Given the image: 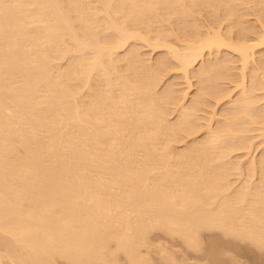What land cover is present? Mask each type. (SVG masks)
<instances>
[{"label":"bare ground","instance_id":"obj_1","mask_svg":"<svg viewBox=\"0 0 264 264\" xmlns=\"http://www.w3.org/2000/svg\"><path fill=\"white\" fill-rule=\"evenodd\" d=\"M160 238L264 254V0H0V264Z\"/></svg>","mask_w":264,"mask_h":264},{"label":"rangeland","instance_id":"obj_2","mask_svg":"<svg viewBox=\"0 0 264 264\" xmlns=\"http://www.w3.org/2000/svg\"><path fill=\"white\" fill-rule=\"evenodd\" d=\"M145 49V48H144ZM148 49H150V48H148ZM147 49V51H149ZM157 50H151V51H149V52H147L146 54H150V55H148L149 57H151L153 54H155V52H156ZM154 56V55H153ZM194 86V85H193ZM193 86L191 87V88H193ZM175 114V113H174ZM173 113H172V116L174 115ZM199 134V133H198ZM257 146H260L261 147V145H257ZM254 147H256V146H253L251 149H252V151L250 150V154H252L253 156H256V155H258L257 153H259L258 151H260L259 149H260V147H256V148H254ZM254 154H256V155H254ZM252 155H250V156H252ZM243 174L242 175H237V176H235V175H233V177H234V179L236 180L235 182L236 183H239L241 180H243V177H245V173H244V171L242 172ZM237 177V178H236ZM242 182V181H241ZM240 182V183H241ZM234 184V185H238V184ZM153 238H156V239H154V240H156V242L158 241L157 240V236H153ZM158 238H159V236H158ZM163 238V237H162ZM162 238H160L161 240H162V242H164L163 244L165 245V242H166V244L168 245H166L167 246V248L170 246V248H172V249H174L175 250V252L172 250V252H174L175 254V256L174 257H176V260L178 259H180L182 262H184V264H190V263H193L194 264V262L196 263L197 262V264H199V262H200V264H202V262L204 263V264H208L209 262H211L212 261V258H210V257H212V256H210V257H207V256H204L203 254H205L206 252H200L199 254L198 253H195V252H192V251H184V249H186L185 247L183 248V247H181V245L177 242V241H175L176 239H174L173 241L171 240V239H169V241L167 240V241H165V239H162ZM218 238H220V237H218ZM208 239H210V238H207L206 237V245L204 246V247H206L207 246V244L209 243V241H210V243H209V245L211 244V239L208 241ZM213 240H215V238L213 239ZM222 239H217L215 242L216 243H218V241H221ZM160 241V240H159ZM205 241H204V244H205ZM222 241H224V240H222ZM180 242V241H179ZM214 242V241H213ZM213 243V244H215L216 245V243ZM227 242V245H229V246H225V248H227L228 250H231V254H228V253H230V251H228L227 249H226V252H228L227 254H225V255H223V254H220V255H222L223 257H222V259H223V263H224V261L226 260V258L228 257V256H230L231 255V260L230 261H232V260H234V261H232L231 263L232 264H235L234 262H236V264H264V258H262V255H264V254H261L260 252L258 253L257 251H254L253 250V248H252V251L251 252H249V251H246V250H250V249H248L246 246H239L238 245V243L236 244L235 242V247H234V245H233V243H231L232 244V246L230 245V244H228L229 242L228 241H224V242H222V244L223 243H226ZM157 243H160L161 244V242H157ZM181 243V242H180ZM221 243V242H220ZM162 244V245H163ZM179 244V245H178ZM221 244V245H222ZM208 245V246H209ZM225 245V244H224ZM238 245V246H237ZM183 246V245H182ZM218 246H219V243H218ZM223 246V245H222ZM203 247V248H204ZM220 247V246H219ZM224 247V246H223ZM233 247V248H232ZM244 247L246 248V250L244 249ZM249 247V246H248ZM222 248V247H221ZM232 248V249H231ZM250 248V247H249ZM169 249V248H168ZM183 249V250H182ZM240 249H242V250H244V252L243 251H241ZM169 250H171V249H169ZM238 250V251H237ZM239 250H240V252H239ZM204 251V250H203ZM246 251V252H245ZM169 253H171V251L169 252ZM203 253V254H202ZM207 254V253H206ZM261 254V255H260ZM152 255V254H151ZM156 254L154 253V255L153 256H155ZM209 255V254H208ZM219 255V256H220ZM204 256V257H203ZM218 256V258L219 259H221L220 257ZM225 256H226V258H225ZM233 256H234V258H233ZM152 257V256H151ZM206 257V258H205ZM157 258V257H156ZM155 257H154V260H153V262H155V260L157 261V259H156ZM205 258V259H204ZM211 259L210 261H209V259ZM218 258H217V260H218ZM233 258V259H232ZM221 259V260H222ZM225 259V260H224ZM238 259V260H237ZM261 259V260H260ZM177 260V261H178ZM179 260V262H181ZM236 260V261H235ZM176 261V262H177ZM205 261H206V263H205ZM158 262H159V260H158ZM155 262V264H161V263H163L162 261H161V263L159 262ZM181 262V263H182ZM213 262V261H212ZM212 262H211V264H212ZM226 262H227V260H226ZM229 262V261H228ZM242 262V263H241ZM230 263V262H229ZM154 264V263H153ZM164 264V263H163ZM180 264V263H179ZM210 264V263H209ZM227 264V263H226Z\"/></svg>","mask_w":264,"mask_h":264}]
</instances>
